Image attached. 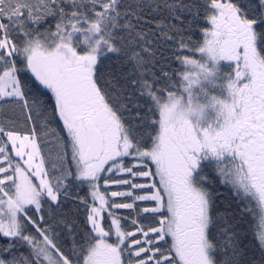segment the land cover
Masks as SVG:
<instances>
[{
    "label": "snow or ice",
    "instance_id": "6c2138e0",
    "mask_svg": "<svg viewBox=\"0 0 264 264\" xmlns=\"http://www.w3.org/2000/svg\"><path fill=\"white\" fill-rule=\"evenodd\" d=\"M253 204L264 0H0V264H264Z\"/></svg>",
    "mask_w": 264,
    "mask_h": 264
},
{
    "label": "trees",
    "instance_id": "16d2710c",
    "mask_svg": "<svg viewBox=\"0 0 264 264\" xmlns=\"http://www.w3.org/2000/svg\"><path fill=\"white\" fill-rule=\"evenodd\" d=\"M185 2H188V0H185ZM189 19H191V17L189 16ZM173 23H178V21L173 20ZM183 27V25H181ZM211 25L209 23L206 22V19L203 17H201V20L198 22V28L192 32V33H188L186 32L185 35H191L192 39L198 43V44H202L203 42V32L204 30L210 28ZM169 45H171V42H169ZM185 55H189L191 56V58H196L197 55H192L191 53L185 52ZM158 56L163 57H167L169 58V60H171L172 57V48L171 47H162L158 52H157ZM160 61H157V69H154L155 71H157V75H159V71H158V66H159ZM172 67L173 68H180L182 66L178 65L175 61H172ZM143 103L147 104V101H142ZM152 119H158V112L152 117ZM109 190H116V189H109ZM87 192V188H82L80 190V194L83 196L85 195ZM121 214L123 215H127V211L126 210H121ZM255 216L253 214V212L245 217V223L243 224V229L247 232V239L249 241H253L255 240V236L258 234L257 231V224H256V219H254ZM82 221V217L80 218Z\"/></svg>",
    "mask_w": 264,
    "mask_h": 264
},
{
    "label": "rangeland",
    "instance_id": "374dc122",
    "mask_svg": "<svg viewBox=\"0 0 264 264\" xmlns=\"http://www.w3.org/2000/svg\"><path fill=\"white\" fill-rule=\"evenodd\" d=\"M196 55H197V57L195 59H199L200 58V54L196 53ZM225 71H228V69H225ZM213 94H216V93H213ZM251 207L253 209V211H252L253 214H255V218H256L255 221H256V224H257V231L259 233L261 230H264V224H262V216H261L259 208L255 204H253Z\"/></svg>",
    "mask_w": 264,
    "mask_h": 264
},
{
    "label": "flooded vegetation",
    "instance_id": "af4514ba",
    "mask_svg": "<svg viewBox=\"0 0 264 264\" xmlns=\"http://www.w3.org/2000/svg\"><path fill=\"white\" fill-rule=\"evenodd\" d=\"M255 205H256V204H255ZM256 206L259 208L262 218H264V210H261L260 207H259L258 205H256Z\"/></svg>",
    "mask_w": 264,
    "mask_h": 264
}]
</instances>
